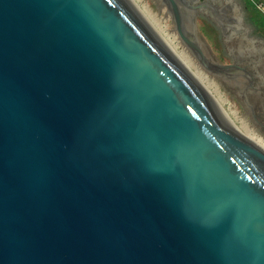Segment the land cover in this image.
<instances>
[{
	"label": "water",
	"instance_id": "1",
	"mask_svg": "<svg viewBox=\"0 0 264 264\" xmlns=\"http://www.w3.org/2000/svg\"><path fill=\"white\" fill-rule=\"evenodd\" d=\"M0 264H264V156L128 0H0Z\"/></svg>",
	"mask_w": 264,
	"mask_h": 264
},
{
	"label": "flooded vegetation",
	"instance_id": "2",
	"mask_svg": "<svg viewBox=\"0 0 264 264\" xmlns=\"http://www.w3.org/2000/svg\"><path fill=\"white\" fill-rule=\"evenodd\" d=\"M172 1L180 10L185 37L198 42L209 62L231 66L225 75L229 91L264 138V33L255 31L243 1ZM156 2L165 8L162 0Z\"/></svg>",
	"mask_w": 264,
	"mask_h": 264
},
{
	"label": "bare ground",
	"instance_id": "3",
	"mask_svg": "<svg viewBox=\"0 0 264 264\" xmlns=\"http://www.w3.org/2000/svg\"><path fill=\"white\" fill-rule=\"evenodd\" d=\"M128 1L165 50L171 55L177 64L183 68L189 76H191L201 90L206 93L214 106L220 111L223 118L228 121L235 133L251 144L253 148L264 156V141L247 126L244 120L237 116L236 112L230 105L228 108L226 107L227 110L223 109V106L226 104L228 105L229 102L227 103L224 95L219 91L213 80L198 68L184 49L179 48V44H177L176 40L177 38L174 34H170V32L167 31L165 22L151 13L148 6L143 3L141 4L140 0ZM231 116L234 117L235 121L232 120ZM235 122L237 124H235Z\"/></svg>",
	"mask_w": 264,
	"mask_h": 264
},
{
	"label": "rangeland",
	"instance_id": "4",
	"mask_svg": "<svg viewBox=\"0 0 264 264\" xmlns=\"http://www.w3.org/2000/svg\"><path fill=\"white\" fill-rule=\"evenodd\" d=\"M242 1L247 8L248 16H250L251 20L254 22V24L257 27L255 29V31L257 33H259V32L264 33V13L260 12V10H259L260 8H264V0H242ZM140 2H141V4L142 3L146 4L148 6L149 10L151 11V13H153L157 18H160L165 22V24L167 26V31L170 32V34H174L175 37L177 38L176 40H177V44H179V48L184 49L186 51L185 47L183 48L182 43L180 42V40L178 39V37L174 31L173 25L171 23L170 17L167 15L166 9L164 7L158 5L156 0H140ZM187 54L189 55L188 52H187ZM190 58L192 59L191 56H190ZM223 61H225V59ZM194 63H195V61H194ZM199 69L201 70V68H199ZM202 72L206 76H208L209 78H211L213 80V82L217 85L219 91L224 95L225 99L227 100V103L229 102L228 105L226 104L223 106V109L227 110L228 106L230 105L231 108L236 112L237 116L239 118H241L242 120H244L246 122L247 126L250 129H252L264 141V138L250 124L243 106L237 101V99L229 91L230 90L229 81H227V79H225V78L221 79L219 77H213L212 75L206 74L204 71H202ZM219 113H220V111H219ZM231 118L233 121H235L233 116H231ZM227 123H228V121H227ZM235 124H237V123L235 122Z\"/></svg>",
	"mask_w": 264,
	"mask_h": 264
},
{
	"label": "built area",
	"instance_id": "5",
	"mask_svg": "<svg viewBox=\"0 0 264 264\" xmlns=\"http://www.w3.org/2000/svg\"><path fill=\"white\" fill-rule=\"evenodd\" d=\"M259 10H260V12L264 13V8H260Z\"/></svg>",
	"mask_w": 264,
	"mask_h": 264
}]
</instances>
